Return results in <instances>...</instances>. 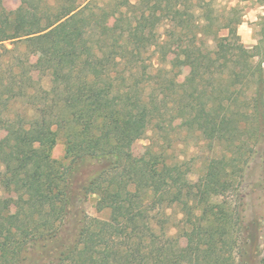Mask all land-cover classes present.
Segmentation results:
<instances>
[{
	"label": "trees",
	"instance_id": "16d2710c",
	"mask_svg": "<svg viewBox=\"0 0 264 264\" xmlns=\"http://www.w3.org/2000/svg\"><path fill=\"white\" fill-rule=\"evenodd\" d=\"M214 4L0 0V264H264V15L248 48ZM175 117L208 146L195 178L133 155Z\"/></svg>",
	"mask_w": 264,
	"mask_h": 264
},
{
	"label": "rangeland",
	"instance_id": "374dc122",
	"mask_svg": "<svg viewBox=\"0 0 264 264\" xmlns=\"http://www.w3.org/2000/svg\"><path fill=\"white\" fill-rule=\"evenodd\" d=\"M100 2H105L107 0H99ZM136 2L137 0H131ZM20 4V0H4V6L7 9H15ZM215 9L219 14L224 13L233 6H238L240 14L242 16V21L238 25V33L241 36L242 42L248 48L254 47L258 41L262 38L260 33V18L264 15V7L259 5L255 0H215ZM224 32V31H222ZM3 44L7 47H11L12 44L10 40L3 41ZM170 68L169 63L166 64ZM264 66V64H263ZM188 73L186 65H183L180 70L175 73V84L184 78ZM44 85L48 86L50 83V77L47 74H42L41 77ZM170 138L165 139L153 135L152 131H148L146 135L137 140L133 147V155L135 159L140 160L146 150L147 146L154 142L156 147H160L167 150V155L169 156V162H171L175 169H181L183 166H190L194 173H192L193 178H195L198 173H200L204 161L208 156V146L204 143L196 134L189 132L184 129L183 123L180 118H174L170 123ZM5 135L4 132H0V137ZM64 142L60 138L58 143L53 149L52 155L57 160L64 159ZM248 192V191H247ZM249 193V192H248ZM249 195V194H248ZM254 195H250L249 201V213L250 214H262L264 208L261 203L254 200ZM98 200L97 194H91L86 203V210L92 216H106V214L98 213L96 210V203ZM172 212V211H170ZM264 224L261 225V230L258 233L264 235ZM172 233H175V228L171 229ZM185 243V241H183Z\"/></svg>",
	"mask_w": 264,
	"mask_h": 264
}]
</instances>
